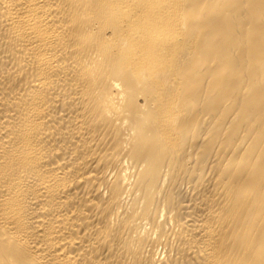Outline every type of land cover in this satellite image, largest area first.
Wrapping results in <instances>:
<instances>
[{
    "label": "bare ground",
    "instance_id": "bare-ground-1",
    "mask_svg": "<svg viewBox=\"0 0 264 264\" xmlns=\"http://www.w3.org/2000/svg\"><path fill=\"white\" fill-rule=\"evenodd\" d=\"M0 264H264V0H0Z\"/></svg>",
    "mask_w": 264,
    "mask_h": 264
}]
</instances>
